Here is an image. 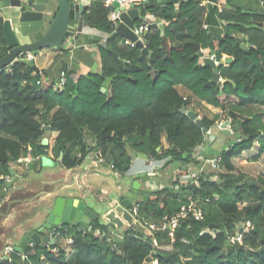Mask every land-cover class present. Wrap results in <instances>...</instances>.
Returning <instances> with one entry per match:
<instances>
[{"label": "trees", "instance_id": "trees-1", "mask_svg": "<svg viewBox=\"0 0 264 264\" xmlns=\"http://www.w3.org/2000/svg\"><path fill=\"white\" fill-rule=\"evenodd\" d=\"M206 3L147 0L141 4L136 25L149 14L164 20L142 34L144 53L118 34L108 37L115 29L109 8L94 0L83 16L88 26L107 35L106 48L95 41L99 72L80 73L77 66L68 65L66 50L39 73L33 70L32 59L16 60L0 71V205L7 196L11 163L29 164L35 159L32 169L40 172L41 157L49 150L65 169L92 155L117 175L129 169L130 152L145 154L160 164V170L172 163L183 165L169 183L149 189L145 199L139 196L134 216L150 234L136 225L116 228L94 213L89 224L80 223L84 227L61 226L64 237L72 240L67 249L60 247L57 254L39 246L22 253L12 250L0 257V264H31L41 255L44 264H264V177L257 174L251 179L234 162L256 160L264 152V9L242 13L232 0H226L220 11L215 6L218 18L245 37L229 33L213 37L203 28ZM3 20L0 14V58L9 50ZM204 49H218L232 58L218 64V83L212 81L213 69L198 55ZM63 70L66 83L54 90L52 85ZM202 103L220 112L200 113L196 107ZM182 106L200 115L206 130L224 114L238 135L217 154L215 173L201 167L189 176L187 165L201 164L212 153H196L198 146L209 147V136L180 111ZM54 131L52 145L44 143ZM253 148L255 154L246 158L244 153ZM129 187L136 191L132 182ZM191 201L202 218L188 212L172 234L150 228ZM247 223L241 241L230 242V236ZM118 230L120 238H116ZM95 231L106 235L95 236Z\"/></svg>", "mask_w": 264, "mask_h": 264}, {"label": "crops", "instance_id": "crops-1", "mask_svg": "<svg viewBox=\"0 0 264 264\" xmlns=\"http://www.w3.org/2000/svg\"><path fill=\"white\" fill-rule=\"evenodd\" d=\"M93 1L94 0H91V2ZM260 1L261 0H232V3L241 6L242 11H250L251 13L249 14H255L258 13V9L263 10ZM206 2L207 12L204 16L203 28L206 29L207 34L212 35L213 37H222L226 33H229L231 36H237L240 38L245 37L244 32H238L236 29L228 28L227 23L220 20L218 15L215 13L214 7L217 6V4L223 5L226 0H217L216 3L210 2L209 0H206ZM31 6L33 9L42 13V18L33 21H19L18 9L14 10L10 6L0 7V14L3 19H10L12 29L21 43L36 40L44 33L55 12L58 10V0H33ZM138 10L141 16L140 6L138 7ZM151 21L153 22L155 20L153 19ZM70 27L73 28V33L69 35L67 34L68 36L61 46L46 47L36 51V53H31L33 56V64H35L40 71L47 69L51 63L54 62V60L56 61V57L61 55L62 52L66 50L69 59L68 65L77 66L80 73L99 72L101 69L100 53L95 41L99 39V42L101 43L105 40L107 35L102 31L88 26L84 21L83 14L78 20H75L73 11L70 12ZM205 50L206 49L202 50L203 58L206 57L204 53ZM222 56L226 57L227 55L222 54ZM62 58L64 57L62 56ZM60 59L61 57L58 61H60ZM58 61L56 62V66H59ZM47 79L48 78H46V80ZM46 83L49 84L48 82ZM200 107L204 110H211L213 113L220 112V109L205 103L197 105L196 110L199 111L198 108ZM55 136L56 132L54 131L50 132L49 135L45 137L51 140V143H49L50 146L52 145ZM89 140H92V138H89ZM163 143L164 146H167L165 141H163ZM130 154L132 156V160L129 169L127 170V172H130V175H126L127 172L122 175H117L110 171V167L106 162L97 160L92 155H88L81 165L72 169H65L58 163L57 159L53 158V154L49 150L46 157L52 161L53 165H42L40 172L32 169L35 160L32 163V168L28 166V163L13 164L15 168L14 171L17 176H19V174L25 169L21 167L26 166L29 169L26 176L19 178L18 182H21V184L19 189L14 193L27 192L30 197L25 198L23 203H32L39 201L41 197L45 200L44 196L47 194H43L41 197L35 198L42 190L48 191L54 188L58 182L66 183L70 181L69 185L61 188L60 191H64L66 189L64 193L67 196L84 199L87 203H89L87 199L88 195L94 196L96 199L99 198L105 202H109L112 198L117 196V194L125 195L127 192L129 196L126 197L133 200L135 198L132 196H138V191L129 190L130 182L137 180L140 184L139 190L155 189L156 187L169 183L172 179H174L178 170L183 167L182 164L172 163L165 169L160 170L159 163L150 161V159H142L133 152H130ZM191 166L194 165H187L190 173H192L190 171L192 168ZM51 171H57L58 176H61L62 178L54 180L53 177H50ZM51 179L54 181H50ZM14 185L15 184H13L11 188H13ZM15 200L17 202L19 201V199ZM42 214L43 210L33 216H35L34 218L37 220L40 219V216L42 217ZM87 214L90 216L94 213L91 210H87ZM11 215L12 213L10 212V214L3 217L4 219H7L9 218L7 216L11 217ZM3 224L4 222L0 221V225ZM39 225L40 223L38 220L36 223H32L29 230H25L22 235L19 234L20 236L18 237V240H20L24 234L33 232L39 227ZM79 226L84 227L82 224H79ZM123 226L126 227L127 225ZM19 227L20 226H18V228ZM3 239L6 240V237L2 231L0 233V253L6 246L11 245V241L6 243Z\"/></svg>", "mask_w": 264, "mask_h": 264}, {"label": "water", "instance_id": "water-1", "mask_svg": "<svg viewBox=\"0 0 264 264\" xmlns=\"http://www.w3.org/2000/svg\"><path fill=\"white\" fill-rule=\"evenodd\" d=\"M210 2L216 3L217 0H209ZM33 0H0V7L10 6L14 10L18 11L19 21H33L42 18V13L33 9L31 4ZM146 3H131L125 6H119L117 2H113V6L117 11H119V23L115 27L114 31L108 35V37L118 34L124 40L134 41L136 45L142 49V52L147 53V49L144 46L143 40L139 39L133 32V28L136 25L137 19L140 17L138 7L141 4ZM91 4V0H78V2H72L71 0H58V10L55 12L52 20L50 21L48 27L44 33L36 40L21 43L16 34L14 33L10 19L3 20V27L5 30L6 40L9 46L8 52L0 58V71L13 64L16 60L26 63L27 58L21 57L27 53H33L39 51L46 47H58L62 44L66 37L68 27L70 25V12H74V19L78 20L79 17L84 13V11ZM242 13H251L250 11H242ZM151 28H158V24L155 22L149 23L146 29L143 31V36ZM100 45L106 48V42L103 40ZM215 54V61L209 57H204L203 62L209 65L213 69L212 81L220 82V74L218 71V64L220 62L228 63L232 60L231 57L222 56L220 51L217 49L213 51ZM199 56H202V51L198 52ZM32 68L36 73L40 70L35 64H32ZM105 89L102 88V91ZM180 111L186 113L191 120L202 128L204 134L207 133L206 128L203 127V123L197 114L186 109L182 106ZM209 141L214 138V135L209 134ZM137 156L142 159H147L148 157L143 153H137ZM35 159L31 160L28 166L32 168V163ZM42 165H53L52 161L46 157H41ZM10 173L12 179L6 182V188H11L14 182L17 180L14 169L10 168ZM69 182H58L57 185L48 190H42L35 198L41 197L43 194L51 195V198L45 199V207L43 212L45 216L40 222V225L31 233H26L22 236L19 242L13 246L14 250L17 252L30 250L33 246H39L41 249H46L47 246H54V239L50 238L47 231L53 226H63L69 225L73 227H78L80 223L89 224L91 222V217L87 214V210H91L93 213L98 214V216L104 221L111 223L114 227H121L123 225H136L142 228L147 234H150V230L143 225L131 212L130 207L137 203L138 199L122 198L117 194L109 202H105L102 199H96L94 196L88 195V202L81 198H73L62 193L60 190L63 187H67ZM133 189L138 191V197L141 196L145 199L148 196L149 190H139L140 184L137 180L132 182ZM14 198V197H13ZM8 204L7 208H2L4 204L0 205V219L3 216L10 214V204L12 200H5ZM4 201V203H5ZM241 231V228L239 229ZM150 259L149 257L147 258Z\"/></svg>", "mask_w": 264, "mask_h": 264}, {"label": "rangeland", "instance_id": "rangeland-1", "mask_svg": "<svg viewBox=\"0 0 264 264\" xmlns=\"http://www.w3.org/2000/svg\"><path fill=\"white\" fill-rule=\"evenodd\" d=\"M198 109H199L200 113L205 112L206 114H208L210 116L213 114V112L211 110H209V111H208V109L204 110V109H202V107H200ZM210 134L214 135V138L212 140H210L209 147L206 149L205 146L202 145V147L200 148V150H204L205 152L209 151V152L212 153L211 154L212 157H210L208 160H210L214 156H216L220 152V150L224 147L225 144L231 143L238 136L237 134H234L232 132V130L230 129L229 120L225 118L224 114L221 115L220 119L210 129ZM49 143H51L50 139H49ZM197 152L198 151H196V153ZM254 154H255V148H253L249 152H245L244 156L246 158H252V156ZM150 161H152V160H150ZM234 162H235L237 170H241V171L245 172L246 174H248V177H250L251 179H255V176L257 174H261L264 177V152L256 160H251L250 159V160H247V162H240V161H237L236 159H234ZM13 164H15V163H11L10 166H11L12 169H15ZM191 167L192 168H191L190 171L192 173H195V174L197 173V171H199L201 169V167L206 172H210V173H212V172L215 173L216 171L219 170V169L212 168V166L210 165V163L208 161L201 162V164L194 165V166H191ZM21 168H25V169L22 171V173L19 174L17 180L14 182L15 185L13 186V188H9L7 190V196H6L5 200H12L13 199L14 192H16L19 189L20 184H21V182H18L19 178H23V176L27 175V171L29 169L26 166L25 167L23 166ZM50 173H51L50 177H53L54 180L62 178L61 176H58L57 171H53V172L51 171ZM126 175H130V172H127ZM11 179H12V177L10 176L8 181H10ZM53 179H51L50 181H52ZM65 190L61 191V192L64 193ZM129 190L131 191L130 187H129ZM18 195H19L18 196L19 201L17 202V204H14L12 206L13 208H11V210H10V212L12 213L11 217L7 216L9 218L4 219V217H3V218L0 219V221L4 222L3 225H0V228L3 231L5 237L13 236L16 233L14 235V238L11 240V245H13V246L16 245L19 242L18 237L20 235H22V233L25 230H29L31 228L32 223H36L37 220L40 223L43 220L44 216H45V212H43L42 217L40 216V219L36 220L34 218L35 216H33V215L31 216V214H28L27 215V219H28V217H30V216L31 217L27 221H25L26 216L23 215L21 217V221H22L23 225H21L18 228V225L20 224V223L18 224V221H20V218H19L20 213L19 214L14 213V209H16L18 206L21 207L22 205H24L25 204V203H23V201H25L24 199L30 197L27 192L19 193ZM121 196H125L126 197V196H129V194L127 192V193H125V195L121 194L120 197ZM132 197H134L135 199L139 200V197L136 196V195H134ZM44 198L45 199H49V198H51V195H45ZM6 206H7V202L5 201L4 207L6 208ZM33 226H35V225H33ZM121 228H125V226H122ZM120 235H121V230L120 231L119 230L116 231V238H120ZM144 264H148V263H144Z\"/></svg>", "mask_w": 264, "mask_h": 264}, {"label": "built area", "instance_id": "built-area-1", "mask_svg": "<svg viewBox=\"0 0 264 264\" xmlns=\"http://www.w3.org/2000/svg\"><path fill=\"white\" fill-rule=\"evenodd\" d=\"M71 1L72 2H78V0H71ZM144 1H147V0H102L103 5L106 8H109L108 18H109L110 21H112L114 23L115 27L119 23V11H117L115 9V7L113 6V2H117L119 6H125L126 7L127 5H129L131 3H142ZM260 3H261V6L264 9V0H261ZM217 8H218V11H220L222 9V5L217 4ZM143 19L144 20H143V22L140 25H135L134 28H133L134 34H136V36L139 39H141V40H143V38H142L143 31L146 29V27H147V25L149 23H152L151 20L154 19L155 21H153V22H155L157 24H160V23L164 22V20L162 18H155V16L153 14L146 15ZM72 33H73V28H71L70 25H69L67 33H66V37L69 34H72ZM66 37H65V39H66ZM65 39H64V41H65ZM64 41L62 42V44L64 43ZM125 41L127 43H129L131 46L136 45V42H134V41H129V40H125ZM204 53H205L206 57H209L210 59L215 61V54L213 52H209L208 50H205ZM32 57L33 56L31 55V53H27L26 54L27 60L32 59ZM202 59H203V54H202L201 60ZM66 80H67V75H66V72L63 70V71L60 72L58 80L52 85L53 89L54 90H61L64 87V85L66 83ZM206 134L209 135L210 134V130H207ZM45 142L49 144V139L45 138L44 139V143ZM198 150H200L199 146L196 148V151H198ZM99 160L101 161L102 159H99ZM207 161L210 163L212 168L218 169L219 161H220V157L218 155L213 157L210 160H207ZM194 175H195V173H190L189 176H194ZM9 177L10 176H6V180L7 181L9 179ZM137 206H138V203H134L130 207V212L133 215L136 214V212H137ZM190 211L192 212L193 216L196 219L202 218L201 210L199 208H196L195 204H193V202L191 201V203L189 204L188 207L182 206L178 212L174 213L169 218L165 217L163 219V221L161 222V224H159V225L150 224L149 226H150V228H153V229H161V230H166L167 229V230H169L170 234H172L173 230L179 224L180 220L182 218H185L188 215V212H190ZM248 226H249V223H247L245 225L244 229L241 228V231H237L236 234L230 236L229 241H231V242H236V241L240 242L241 241L242 231L246 230ZM113 230L114 229L111 228L110 232L114 233ZM47 234L49 235L50 238L54 239L55 245L52 246V247L51 246H47L46 249L50 250L51 252H53L55 254L58 253L60 247H62L64 249H67L69 244L72 241L70 238L64 237L63 232L61 231V226L60 225L59 226H53L52 228H50L47 231ZM94 235L102 238V237H104L106 235V233L100 232V231H95ZM12 250H14L12 245L6 246L4 248V250H2V252L0 253V257L1 256L6 257ZM44 261H45V256L41 255L37 262L31 263V264H44Z\"/></svg>", "mask_w": 264, "mask_h": 264}, {"label": "bare ground", "instance_id": "bare-ground-1", "mask_svg": "<svg viewBox=\"0 0 264 264\" xmlns=\"http://www.w3.org/2000/svg\"><path fill=\"white\" fill-rule=\"evenodd\" d=\"M45 207V202L43 200V198L41 197L39 199V201H35V202H32V203H25L24 205H22L21 207H17L16 209H14V213H17L19 214L20 213V221H18V226H21L23 225L22 221H21V217L24 215L26 216V219L25 221H27L32 215H35L36 213H38L39 211H42ZM28 214H31L30 217H28L27 219V215ZM24 221V222H25ZM16 234V233H15ZM14 234V235H15ZM14 235L13 236H7L6 237V240L4 239V242H10L13 238H14Z\"/></svg>", "mask_w": 264, "mask_h": 264}, {"label": "flooded vegetation", "instance_id": "flooded-vegetation-1", "mask_svg": "<svg viewBox=\"0 0 264 264\" xmlns=\"http://www.w3.org/2000/svg\"><path fill=\"white\" fill-rule=\"evenodd\" d=\"M18 194L19 193H14V195H13L14 198H13V201L11 202V204H10V209L13 208L12 206L17 203V201L15 199H18V196H19ZM7 207H8V204H7L6 208Z\"/></svg>", "mask_w": 264, "mask_h": 264}]
</instances>
